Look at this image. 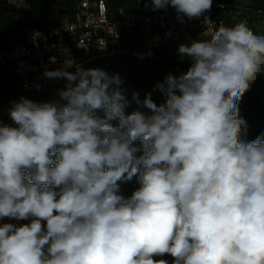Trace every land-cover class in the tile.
<instances>
[{
    "label": "clouds",
    "instance_id": "9594fccd",
    "mask_svg": "<svg viewBox=\"0 0 264 264\" xmlns=\"http://www.w3.org/2000/svg\"><path fill=\"white\" fill-rule=\"evenodd\" d=\"M212 4L151 0L181 22ZM204 23L210 39L178 48L188 70L155 86L164 103L132 93L151 114L126 112L119 74L71 58L43 74L67 80L59 101L12 103L17 126L0 123V219L30 223L0 225V264H264V136L241 139L237 105L264 72V35L246 21ZM135 176L126 199L118 182Z\"/></svg>",
    "mask_w": 264,
    "mask_h": 264
},
{
    "label": "built area",
    "instance_id": "2783aa9c",
    "mask_svg": "<svg viewBox=\"0 0 264 264\" xmlns=\"http://www.w3.org/2000/svg\"><path fill=\"white\" fill-rule=\"evenodd\" d=\"M227 6L222 0H213L210 11L191 20L183 17L181 22L173 7L153 11L151 5L147 11L141 0L114 10L109 9L106 0H56L55 21L42 27L25 25L8 32L4 46L0 47V65L11 72L19 90L41 92L61 79L46 78L43 75L46 70L63 67L68 58L79 66L94 55L124 51V38H135L140 49L176 40L184 32L211 38L204 18L209 17L216 26H225L219 11ZM254 12L264 21V7L255 8ZM37 31L41 37L34 39ZM51 57H56L55 63L50 62Z\"/></svg>",
    "mask_w": 264,
    "mask_h": 264
},
{
    "label": "rangeland",
    "instance_id": "374dc122",
    "mask_svg": "<svg viewBox=\"0 0 264 264\" xmlns=\"http://www.w3.org/2000/svg\"><path fill=\"white\" fill-rule=\"evenodd\" d=\"M7 1V4L10 7H13V11H8V14H14L20 13L23 18H25V21H28V15H29V0H5ZM251 0H235L233 4L237 5V14L244 9V5L247 4ZM253 1V0H252ZM252 4V3H251ZM251 4H247L246 6L249 7ZM54 15V13H53ZM52 15V16H53ZM239 16V15H235ZM239 22L246 21L248 27H251V23L248 21V17L246 15H243L241 17H238ZM258 35H262L263 27L258 28L256 30ZM207 40L210 38H204V37H196L194 34L190 32H184L182 36L177 38L176 40L170 41L165 44L158 45L156 47L149 48L147 51L149 54L155 56L156 58L160 59L161 61L167 62L166 66L168 67V70H160L158 67L152 66L150 64V60L145 54H140L138 57H136L134 54L135 51H133L132 48H128L126 51L121 52H115L108 56H106V60L100 58L105 56H97L94 55L92 57L87 58L86 61H84L81 65L83 69H91V68H100L105 70L109 75L119 74L123 88V92L127 99L131 101L132 105V111L134 110H140L143 111L145 114H151L150 110L147 108L141 107L137 105L134 101H132V93L136 92L139 94V99L143 101L146 94L151 93V98L154 102H158V93L156 91V84L160 82L161 78H165L169 73L173 74L174 76H179L182 73H184L183 65H188L190 63L189 58L186 56H182L178 52V48L182 44H190L193 40ZM106 61V63H104ZM105 64H108L111 66L112 70L105 67ZM174 65V66H172ZM175 67V68H174ZM189 68V67H188ZM76 68L71 69V72H75ZM0 72H4V84L6 86L11 85V82L14 83L13 77L11 72L6 68L0 65ZM67 80L65 78H62L59 83L52 85L51 87L47 88L43 92H35V93H23L22 97L18 96V99L21 100V98L29 99L35 103H56L59 101L60 96L59 93L61 90L66 88ZM59 84V85H58ZM15 85V84H14ZM251 90V88H249ZM21 91V90H20ZM23 92V91H21ZM162 98V96H161ZM163 99L165 101L166 97L163 94ZM4 100V102L0 103V109L6 107V109H9L13 102H15L14 95L10 92H6V94H3V99L0 100V102ZM10 104V105H9ZM158 104V103H157ZM131 105L126 109V112L129 113V110H131ZM246 108H249L248 105H246ZM243 109V110H244ZM251 109V108H250ZM241 108L239 111H243ZM98 115H103L102 111L97 112ZM254 115L250 116L251 121L254 119ZM115 123V122H113ZM245 132L244 130H242ZM142 153V150H141ZM55 159V157H53ZM120 183V194L123 195L124 191L128 190L131 187L137 186L138 179L133 177L131 181L127 182H118ZM4 223H13L16 225L21 224H27L30 223L29 220H20L17 221L15 219H9V218H3L0 219V225ZM47 255V252H45ZM169 261V260H168ZM172 261H169V264H171Z\"/></svg>",
    "mask_w": 264,
    "mask_h": 264
},
{
    "label": "trees",
    "instance_id": "16d2710c",
    "mask_svg": "<svg viewBox=\"0 0 264 264\" xmlns=\"http://www.w3.org/2000/svg\"><path fill=\"white\" fill-rule=\"evenodd\" d=\"M134 0H106L107 6L110 10H114L118 6H124L127 3L131 4ZM145 10L149 11L151 6V0H141ZM228 4L225 10L219 11V15L223 17L225 21V26L232 27L236 25L239 21L238 17L246 15L248 17V21L251 23L250 29L257 34L258 32L257 27L262 28V35H264V21H261L260 18L255 14L254 9L264 7V0H253L252 4L249 7H244L239 14H237V7H232L235 0H222ZM147 3V7L145 6ZM246 5V4H245ZM244 5V6H245ZM13 7H10L7 4V1L0 0V47L4 46L8 32H11L15 29H20L25 25L35 26V27H42L46 25L48 22L55 21L57 8H56V0H29V15L28 21H25V18L21 16L20 13L8 14L10 10L13 11ZM54 13V15H53ZM53 15V16H52ZM239 15V16H235ZM181 34L180 36H182ZM258 35V34H257ZM179 36V37H180ZM196 36V35H194ZM178 37V38H179ZM198 37V36H196ZM199 38V37H198ZM139 42L135 38H124L123 39V48L126 51L128 48H132L136 54V57L140 54H145L148 59L150 60V64L152 66L158 67L160 70H168L166 66L167 62L161 61L160 59L156 58L155 56L149 54L147 51L148 49H138ZM95 54V53H94ZM93 55V54H92ZM106 60V56L100 58V60ZM81 61L86 60L85 58H80ZM106 63V61L104 62ZM191 62L188 65H183L184 71L188 70L190 67ZM174 66V65H172ZM105 67L112 70L111 66L105 64ZM175 68V67H174ZM4 72H0V100L3 99V94L6 92H10L14 95L15 102L20 101L18 96L22 97L23 93L21 92L13 82L11 85L6 86L4 84ZM62 79V78H61ZM60 79V80H61ZM59 80V81H60ZM165 78H161L159 83H162ZM59 81L57 83H59ZM57 83L56 86H57ZM59 85V84H58ZM157 85V84H156ZM51 87V86H49ZM47 87V88H49ZM45 88L44 90H46ZM122 88V87H121ZM251 90H248L243 97L237 101L238 109H244L246 105L249 108L244 109L243 111H239L240 117L246 121V126L242 129L245 132L241 131V139L244 141H249L255 139L257 136H264V72H261L257 75V78L254 82L250 85ZM42 90L41 92H43ZM123 90V88H122ZM158 95V105L164 103L163 94L156 89ZM39 93V92H38ZM162 96V98H161ZM166 100V99H165ZM4 102L2 100L0 103ZM10 105V104H9ZM131 105V104H130ZM12 106V105H11ZM251 108V109H250ZM132 112V105L131 110L129 113ZM254 115L253 121H251L250 116ZM0 123L3 125H8L12 127H16L15 123L11 120L9 116V109L3 106L0 109ZM135 146L140 148V142H135ZM141 151L136 153L137 156L141 155ZM138 179V176H135ZM140 187L139 180L137 186L131 187L128 190L124 191L123 196L127 199L130 198L131 195L135 190ZM155 259H165L172 261V257L170 255H165L163 257H155Z\"/></svg>",
    "mask_w": 264,
    "mask_h": 264
},
{
    "label": "crops",
    "instance_id": "0c3cea01",
    "mask_svg": "<svg viewBox=\"0 0 264 264\" xmlns=\"http://www.w3.org/2000/svg\"><path fill=\"white\" fill-rule=\"evenodd\" d=\"M252 1V0H251ZM251 1H249V2H251Z\"/></svg>",
    "mask_w": 264,
    "mask_h": 264
}]
</instances>
